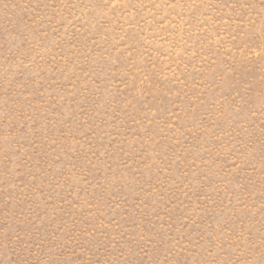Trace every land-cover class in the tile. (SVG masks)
<instances>
[{
    "label": "rangeland",
    "instance_id": "obj_1",
    "mask_svg": "<svg viewBox=\"0 0 264 264\" xmlns=\"http://www.w3.org/2000/svg\"><path fill=\"white\" fill-rule=\"evenodd\" d=\"M0 264H264V0H0Z\"/></svg>",
    "mask_w": 264,
    "mask_h": 264
}]
</instances>
